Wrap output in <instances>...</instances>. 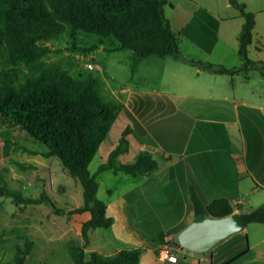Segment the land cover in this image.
<instances>
[{
    "label": "crops",
    "instance_id": "crops-1",
    "mask_svg": "<svg viewBox=\"0 0 264 264\" xmlns=\"http://www.w3.org/2000/svg\"><path fill=\"white\" fill-rule=\"evenodd\" d=\"M169 2L173 10L180 2L185 3L184 12L179 10L184 24L174 31L178 37L181 32L186 37V57L228 67L241 64V29L223 25L238 19L242 28L244 22L242 16L239 20L240 12L231 10L235 7L230 0ZM241 2L256 19L249 55L264 61V0H251L253 6L247 0ZM179 17L183 20L181 15L168 17L171 25L177 24ZM100 43L96 48L100 55L105 50L120 51L112 49L115 45ZM252 48L259 55H252ZM92 52L85 53L90 54L86 56L89 61ZM77 63L78 75L87 63ZM99 66L104 73V67ZM102 80L104 96L118 100L122 110L101 144L100 149L107 145L108 153L100 163L106 161L128 126L129 150L120 154L119 160L131 162L146 150L158 161L157 169L147 175L112 170L98 174V196L103 189L99 198L114 219L111 227L116 245L105 253L147 246L139 264H264V222L248 223L206 252L177 243L181 230L198 218L193 210V192L204 204L227 199L239 213L264 206V77L260 72L212 73L185 61L150 56L141 59L119 86ZM119 120L123 124L118 127ZM77 215L81 231V223L90 214ZM165 236L177 243L178 262L161 256ZM86 250L100 251L90 242Z\"/></svg>",
    "mask_w": 264,
    "mask_h": 264
},
{
    "label": "trees",
    "instance_id": "trees-1",
    "mask_svg": "<svg viewBox=\"0 0 264 264\" xmlns=\"http://www.w3.org/2000/svg\"><path fill=\"white\" fill-rule=\"evenodd\" d=\"M169 3V0H0V61L4 64L0 70V127L25 130L46 145L44 156H57L65 172L81 182L83 203L68 213L88 212L90 217L81 223L83 242L71 240L68 244L74 264L140 263L147 246L125 247L112 253L86 250L90 231L109 228L114 222L106 203L98 196L97 176L105 170L147 175L157 169L158 161L146 150L137 153L131 162L119 160V155L129 150L128 126L106 161L94 172L90 170V163L118 118L122 104L102 94L100 75L90 71L73 75L49 62L47 56L56 51L49 41L68 32L74 39L70 49L90 52L97 45L81 46L76 42V32L83 30L108 39L110 47L115 45L113 50H130L133 69L141 59L156 56L172 57L212 73L233 75L257 69L264 77V61L249 56L256 19L244 2L230 0L244 19L238 50L242 62L231 67L184 55L165 13ZM3 131L10 133L9 129ZM18 165L26 167L19 162ZM0 196L11 197L18 205L47 200L55 212L61 210L47 192L26 196L20 188L11 186L1 172ZM192 203L198 218L234 212L232 204L224 198L204 204L193 192ZM240 214L245 225L264 222V206ZM6 234L7 231L0 232V245ZM33 244V240L25 238L22 245H16L12 261L5 264H25Z\"/></svg>",
    "mask_w": 264,
    "mask_h": 264
},
{
    "label": "rangeland",
    "instance_id": "rangeland-1",
    "mask_svg": "<svg viewBox=\"0 0 264 264\" xmlns=\"http://www.w3.org/2000/svg\"><path fill=\"white\" fill-rule=\"evenodd\" d=\"M247 1L250 3L249 5L253 6L251 0ZM184 8V2H180L176 10H173L169 5L165 7L168 17L181 15L183 18L182 20L179 17L178 23L172 24V28L176 32L184 24L185 19L181 14V12H184ZM231 10L235 14L237 12L239 14L236 8ZM239 18V20H242L241 15H239ZM223 25L234 30L236 28L237 30L241 29L240 21L238 26V19L224 21ZM179 37L181 39L180 49L185 53L184 51L187 50L186 37L183 32L179 34ZM73 40L70 34L66 32L49 41L56 48V51L48 55L47 60L71 74L77 75L78 67L74 63L78 62L77 64L81 63V65L88 63L89 60L86 56L90 54L70 49ZM100 40L109 47L110 42L108 39L100 35L83 30L76 32L78 45H97L99 47L101 45ZM114 41L117 43L116 39ZM92 51L90 61L97 66L100 65L101 68L104 67L102 69L104 73L100 68L89 70L85 67L82 71L94 72L112 83V85L117 84L119 86L123 83V79L130 77L135 70L132 68L130 57H128L131 55L130 50L113 52L105 50L101 51V55L99 54L100 51L97 52L96 49ZM251 53L252 55H259L260 52L252 48ZM77 55H81L80 59ZM155 58L159 57L155 56ZM3 67V61H0V70ZM102 94L105 95L104 92ZM109 97L113 98L110 95ZM122 124V120H119L117 126L119 127ZM116 128L115 130H117ZM8 129L10 130L9 134L3 131ZM17 146L20 149H16ZM46 150V145L36 141L25 130L19 127H0V172L3 177L11 186L20 188L26 196H38L42 191L47 192L54 201L55 206L61 209L59 212H55L53 205L47 200L39 204L18 205L11 197L0 196V232L7 231V234L3 235L5 241L0 245V261L4 264L12 261L16 245H22L25 238H30L34 242L25 264H74L68 250V244L71 240L83 242L81 231L77 228L80 223L76 217L78 213H68L70 209L83 203L82 184L78 179L65 172L63 164L57 156H44L43 153ZM106 153H108V147L105 144L90 163L92 172L96 170ZM18 162L26 167L19 166ZM121 173L125 174V172ZM100 181H102V188H105L106 183L102 178ZM99 197H103V189L100 191ZM67 229L69 230L67 231ZM112 230V227L92 229L90 232V245L102 252L111 251L112 246L116 245L112 240ZM165 238L163 245L166 243Z\"/></svg>",
    "mask_w": 264,
    "mask_h": 264
},
{
    "label": "water",
    "instance_id": "water-1",
    "mask_svg": "<svg viewBox=\"0 0 264 264\" xmlns=\"http://www.w3.org/2000/svg\"><path fill=\"white\" fill-rule=\"evenodd\" d=\"M244 228L245 223L239 212L222 217L209 215L194 218L177 238L179 244L189 250L206 252Z\"/></svg>",
    "mask_w": 264,
    "mask_h": 264
},
{
    "label": "built area",
    "instance_id": "built-area-1",
    "mask_svg": "<svg viewBox=\"0 0 264 264\" xmlns=\"http://www.w3.org/2000/svg\"><path fill=\"white\" fill-rule=\"evenodd\" d=\"M87 68L90 70H94L97 68V65H95L94 62L89 61V63H87ZM176 246L177 243L173 242L170 237H166V243L160 250L161 256L164 258V260H168L170 262H178L179 254L176 252Z\"/></svg>",
    "mask_w": 264,
    "mask_h": 264
}]
</instances>
